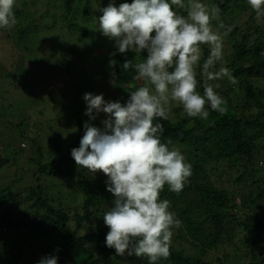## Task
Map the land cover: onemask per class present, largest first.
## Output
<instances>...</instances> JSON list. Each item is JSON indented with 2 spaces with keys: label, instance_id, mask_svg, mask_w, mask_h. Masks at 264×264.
Wrapping results in <instances>:
<instances>
[{
  "label": "trees",
  "instance_id": "1",
  "mask_svg": "<svg viewBox=\"0 0 264 264\" xmlns=\"http://www.w3.org/2000/svg\"><path fill=\"white\" fill-rule=\"evenodd\" d=\"M26 1H22V9L14 6L18 9L15 16L19 17L13 33L15 46H22L32 30L39 27L32 20L33 10L25 9ZM56 1L63 2L66 32L79 31L82 36L92 33L87 22L93 14V0ZM101 1L103 8L112 2ZM132 2L118 0L114 3L118 7ZM207 4L218 5L220 21L232 27L223 38L224 64L237 79L238 91L227 78L215 82L221 83L216 91L227 101L228 111L224 115L209 108L207 120L189 118L186 114L175 118L169 114L167 120L157 118L155 121L163 125L162 142L171 141L180 148L186 162L192 166V175L183 190L177 194L166 185L160 199L171 202L170 209L181 221L178 238L188 240L199 251L187 254L171 243L169 258L156 264H221V257L217 256L214 261L206 255L226 242L237 246L248 259L246 264H264V88L256 85L264 79V18L257 23L247 0H208ZM177 11L186 15L184 9ZM218 23L213 20L214 29ZM31 48L33 46H26L33 53ZM110 48L115 53L114 80L129 88L119 100L124 104L129 99V90L140 86V82L133 80L134 69L124 71L122 65L129 59L139 62L147 52L121 54L115 46ZM202 52L201 63L209 54L208 47L202 46ZM197 71L199 73V69ZM197 79L201 81L198 91L203 95L202 78L198 75ZM77 97L71 100L78 127L73 140L53 137L42 144L31 139L32 156L27 162L34 164L36 183L14 189L21 181L20 175L10 183H0V208L12 202L11 208L21 211V206L27 205L25 219L9 212L1 217L0 224L5 226L0 231V264H38L47 255L57 256L58 264H149L146 257L117 256L115 250L105 244L109 229L103 215L112 206L114 197L106 190L107 176H77L71 150L80 146L85 122L92 124L81 115ZM173 111L178 115L181 108ZM17 150L19 154L24 149L18 147ZM15 160L16 156L0 155V167ZM222 172L231 177L225 185ZM43 180L48 184H43ZM56 186H63L57 188L60 190L67 186L74 192L77 190L82 193V200L66 206L64 194L67 191L52 193Z\"/></svg>",
  "mask_w": 264,
  "mask_h": 264
},
{
  "label": "clouds",
  "instance_id": "2",
  "mask_svg": "<svg viewBox=\"0 0 264 264\" xmlns=\"http://www.w3.org/2000/svg\"><path fill=\"white\" fill-rule=\"evenodd\" d=\"M257 23L264 18V0H247ZM15 0H0V29L17 24ZM176 9H184L186 15ZM98 31L115 41L119 53L129 51L147 56L139 62L125 60L124 71L134 69L133 80L140 86L129 90V99L105 101L103 94L85 93V115L95 120L104 113L103 129L88 122L80 146L71 150L79 169L107 176V191L114 197L103 215L109 231L105 237L115 255L146 257L149 264L168 259L173 228L181 227L171 202L160 199L167 185L179 194L192 166L180 148L171 141L162 142L164 131L157 118H169L171 103L182 106L189 118L207 120L210 112L227 113V101L216 91L218 80L237 79L223 66V38L231 31L220 21L221 9L201 0H133L117 7L109 2L100 9ZM213 20L219 21L217 29ZM219 29H224L223 32ZM202 46L209 54L202 61ZM112 55H115L113 53ZM116 61L110 60V65ZM221 66L217 69V65ZM199 69V73L197 71ZM203 81V95L198 91ZM58 251V249H57ZM38 264H58V257L47 255Z\"/></svg>",
  "mask_w": 264,
  "mask_h": 264
},
{
  "label": "rangeland",
  "instance_id": "3",
  "mask_svg": "<svg viewBox=\"0 0 264 264\" xmlns=\"http://www.w3.org/2000/svg\"><path fill=\"white\" fill-rule=\"evenodd\" d=\"M22 1L15 0L14 6L22 9L24 6ZM201 2L207 4L208 0ZM26 3L28 5L25 9L33 10L32 20L39 24V27L32 30L22 46L13 45L14 27L10 30L0 29V155L9 158L16 156L15 161L0 167V183H10L20 175L21 181L13 186L14 189H22L36 183L33 175L34 164L27 162L32 156L31 139L35 138L42 144L53 137L73 140L78 128L71 103V100H76L75 96L79 99L78 108L81 115L103 129L102 121L107 119V115L100 113L95 120L85 115L87 105L83 99L84 94H103L105 101H119L123 92L129 89L114 80L113 65H110L114 55L110 47L115 46V41L98 31V17L102 15L100 9L103 8L101 0H93L91 8L93 14L89 16L87 22L93 31L88 36H82L79 31L73 33L65 31L63 2L27 0ZM16 8L14 13L18 10ZM26 46H33L31 49L34 52L28 51ZM232 85L234 90L238 91L235 84ZM256 85L264 88V79L257 81ZM176 107L181 108L178 115L173 111ZM169 114L178 118L183 117L185 113L182 106L173 102L169 106ZM18 147L24 149L20 151L21 155L17 152ZM83 175L105 177L102 172L93 174L77 167V176ZM222 175L224 179L222 183L225 185L231 177L225 172H222ZM213 178L216 179L215 176ZM49 183L51 184L50 181ZM43 184H48V181L43 180ZM60 187L63 186H56L52 193L67 191L64 194L66 206L70 203L74 205L75 200L78 202L82 200V193L77 190L74 192L75 190L68 186L62 190L57 189ZM67 196H71V201ZM11 204L12 202L6 203L0 208V220L7 212L16 217L18 215L24 219L27 217L24 211L26 204L21 206V211L12 209ZM181 204L182 202L178 206ZM169 211L175 213L172 209ZM175 215L177 217L176 213ZM3 226L5 225L0 224V231ZM172 231V244L182 248L187 254L199 253L191 242L178 238V228H173ZM217 256L222 258L221 264H246L248 260L232 242L211 249L206 258L215 261Z\"/></svg>",
  "mask_w": 264,
  "mask_h": 264
}]
</instances>
